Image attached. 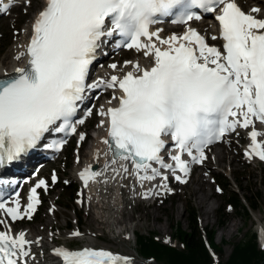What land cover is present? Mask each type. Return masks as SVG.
<instances>
[{"label":"snow or ice","instance_id":"1","mask_svg":"<svg viewBox=\"0 0 264 264\" xmlns=\"http://www.w3.org/2000/svg\"><path fill=\"white\" fill-rule=\"evenodd\" d=\"M0 5V12H6L12 2L0 0ZM204 13H216L223 52L209 46L189 24ZM165 18L188 27L182 35L164 38L162 29L152 26ZM113 40L117 48L150 57L149 66L113 63L109 65L113 72L131 68L122 76L88 83L98 51ZM26 54L28 67L17 68L15 77L0 79V168L37 149L49 135L76 134V125L85 122L74 119L80 105L90 90L100 87L120 93L112 97L117 106L98 113L105 118L99 126L108 125L110 139L103 143L115 158L131 162L141 186L158 177L166 182L168 176L161 169L187 183L190 167L183 156L191 163H203L205 149L238 128H253L252 146L245 155L264 161V143L258 142L261 134L254 130L256 121L264 125V19L245 14L233 0H46L34 21ZM79 139L83 141L84 135ZM65 143L53 139L44 147L59 151ZM170 150L176 153L169 157L174 164L166 163L162 155ZM100 175L89 167L80 178L87 187ZM52 181L56 182L55 174ZM47 187L40 180L31 189L23 212L18 199L10 207L0 198V211L13 222L31 219L40 203L37 189ZM160 187L167 190V183ZM151 195V191L143 194L145 199ZM6 228L0 231V264H28V258L34 259L31 245L39 240L26 239L24 232L13 236L10 226ZM259 238L264 243V231ZM53 255L62 264H131L128 257L92 248H56Z\"/></svg>","mask_w":264,"mask_h":264},{"label":"rangeland","instance_id":"2","mask_svg":"<svg viewBox=\"0 0 264 264\" xmlns=\"http://www.w3.org/2000/svg\"><path fill=\"white\" fill-rule=\"evenodd\" d=\"M41 6V0H21V5L16 6L9 15L1 16L0 56L6 55L11 47L25 35L24 29L27 30L32 17ZM195 26L199 28L198 25ZM207 33H210L209 27L207 28ZM24 40L25 39L22 41ZM141 55L142 54L139 53V58H141ZM131 56L132 53H129L119 60H116L117 55H110L104 59L102 63V65H104V73H108L112 70L109 67L112 63L119 64L123 61H128ZM142 59L144 58L142 57ZM98 123L99 117L95 111L92 118L88 120L76 139H71L64 152L58 157V160L49 164V166L42 171L41 177L47 182V186L50 185V187H56V189L51 193L46 192L45 189L39 190L41 206L34 214L32 220H26L25 218L16 223V231H37L41 234L40 238L42 240L51 234L56 241L57 238L64 239L59 241L60 244L58 247L71 251L78 250L83 246L76 241L78 237L72 238L71 234L68 237L67 234H69V232L79 231L80 233H95L99 237L94 241V249L104 248L111 252H115L119 256H129L133 264H153L151 261H145L139 257L137 244H135L136 235L144 234L148 236L154 233V237L159 243L179 249L180 246L172 235L173 229H171V226L180 222L184 229L187 228L185 222V215L187 214L185 209L186 206L191 204L192 207H194L197 211L200 226L207 229L215 227L219 218V211L220 209L221 211L224 209L222 213L226 217V220L223 227H221L214 236L215 244L221 246L220 244L222 243L223 248L221 254H214L212 256L213 262L219 264L224 263L229 256L231 252V243L248 237L251 232L258 233V221H261L264 225V163H249L245 160L241 146L246 142L247 134L242 132L237 137L234 135L232 138L225 140L221 145L215 146L207 151V158L194 170L186 184H176L172 187L175 194L171 190L168 193H160L154 203L153 197L144 199L143 196L140 195V192L128 193L127 188H129V182L125 181L124 197H128L125 209L127 215H131L132 218L130 222L123 225L122 229L114 231L116 235L115 239L108 225H100V223L111 214V220L124 219V216L121 215L120 211L110 214L106 209L104 214H101L104 215V219H100L99 216L97 217L96 213L91 212L90 217L92 218V222L89 223L88 221L90 218H87L89 201L85 202V195L80 198L79 194L83 192H79V186L76 184L77 172L79 171L78 163L79 159H81L80 151L82 152L91 145L92 137H95L94 130L97 128ZM80 134L87 136V139L79 147L78 141H80ZM261 138L264 142V135L261 134ZM72 144L75 145L72 146ZM94 144L96 145V143ZM71 146L73 147L72 154L69 152ZM221 150L225 153L226 157L220 165H217L211 154L212 151L217 152ZM53 174L58 177L59 183L70 186L63 190L61 187L53 185L55 184L51 182ZM233 174L237 175L239 180H241V186L245 193H241L236 189L235 191L238 195L241 196L243 194L246 197L254 199L258 207L257 210L250 211V219H247L242 211L237 210V212L236 210H231L228 212L227 209L224 208L226 195L229 194L231 188L233 189L235 185ZM197 176H201L206 181L204 192L212 196L206 201L210 205L208 209L211 210L207 217L204 213L206 211L205 207L201 208L197 202L199 192H193L194 189H197V186L193 182ZM214 177L218 179L225 177L230 187L216 181ZM216 183L220 186L222 185L225 191H222V193L219 192L215 187ZM74 186L77 188L76 194L74 197H70L69 192L74 189ZM141 188L146 189L147 186H142ZM86 194L89 195V200L93 197L91 189H88ZM66 196H68V200H65ZM106 196L107 200L110 201L111 198L109 197L111 193H108ZM206 205L205 203V206ZM104 208H106V206H104ZM151 210L159 216L157 221L153 219L152 214L149 212ZM138 217H140V219H138ZM78 218H80V223ZM49 224L52 225L51 232L48 230ZM230 224H232L233 227L231 232L228 233L226 231V226ZM44 231H46V235L42 234ZM121 232L122 234L119 235ZM223 241L226 243L223 244ZM40 259H42V261H47L49 257L47 254L41 253Z\"/></svg>","mask_w":264,"mask_h":264},{"label":"bare ground","instance_id":"3","mask_svg":"<svg viewBox=\"0 0 264 264\" xmlns=\"http://www.w3.org/2000/svg\"><path fill=\"white\" fill-rule=\"evenodd\" d=\"M19 1V0H18ZM239 2V4L244 8V10L251 15H255L258 19H264V4H262L259 0H237ZM44 8V5L40 7L39 10H37L35 12V15L32 17L27 30L24 29V33L26 35H23L22 38L17 41L12 47L11 49L7 52L6 55H1L0 57V77H8L11 76L12 74L16 73V69L17 68H25L27 61H28V57L26 54V49L30 43V39L32 36V31H31V27L34 24L35 19L38 16V13ZM253 8H259L260 12L259 13H252V9ZM197 25L199 26V32L201 33H207V26L205 24H201V23H197ZM172 31H170L169 33H171ZM160 35H162L160 33ZM163 37V36H162ZM23 39H25L24 41H22ZM209 44H215V42L212 41H208ZM139 52H137L135 49L132 52V56H131V60L132 62H139L142 66H144V64L142 63L144 60L142 59L143 54L141 55V58H139ZM17 57H21L20 59H17ZM149 60H151V58H147ZM125 61L117 64L118 67L124 65ZM113 64V63H112ZM131 68V65H129V67L127 69H124L123 71H116L113 72V70H111L108 73H104L103 70H100V72L98 74H94L93 77L91 78V83L97 82V81H107L110 79V77L112 76V74L115 75H122L123 72L129 70ZM99 109H100V105H98ZM102 119V118H101ZM98 123V127L94 130L96 132V136L92 137V143L89 147H87L85 150H83L82 152L80 151V157L81 159H79V172L81 171V168L83 167L82 171L85 168H91L94 171H98L101 173V175L99 177L96 178L95 181H92L89 185L88 188H90L92 190L93 193V197L90 198L89 200V195L86 194L85 197V202L89 201V210H88V214H87V218H90V220L88 221L89 223L92 222V218L90 217V213L94 212L97 214V217L99 216L100 219H104V214L105 210L107 209L109 212L108 213H113V212H121V215L124 216V219L120 218V219H115V220H111L112 218V214L105 218L104 220L101 221L100 225H108V227L111 230V233L114 235V238L116 239V235L114 234L115 230L118 229H122L123 225H125L127 222L131 221L132 216L131 215H127L126 209H125V205H126V200L128 197H124V193H125V187H124V182L128 181L129 182V188H127L128 193H138L140 192V195L143 196V194L145 192L151 191L153 193V195L155 193H162L164 191H166L165 189L161 188L160 185L163 183H166L162 180L160 181H156V182H152L147 184V188L146 189H142L141 188V184L140 182H138V180H136L137 176L135 175V170L128 165V163L126 161H122V160H116V163H113V159L110 157V151L109 148L107 147L106 144L103 143V140H105L107 138V134L108 131L107 129L105 131H102V129L104 127H100L99 125L101 124V120ZM105 126V125H104ZM261 134L264 135V129L261 131ZM260 139L262 140V138L260 137ZM248 140V138H247ZM96 143V145L94 144ZM264 143V142H263ZM215 160V163L217 165H220L221 162L224 161L226 155L225 153L221 150V151H212L211 154ZM245 159L248 160L247 156H245ZM124 167H127L129 169V171L127 173H125L123 171ZM79 178V173L77 174V179ZM193 182L195 183V185L197 186V189H194L193 192L197 193L199 192V195L197 197V202L198 205L203 208L205 207L206 211L205 216H208L209 210L208 208L210 207V205L206 202L208 199H210V197H212L210 194L205 193V187H206V181L201 177V176H197ZM144 183V182H143ZM84 192V191H83ZM111 193V196L109 198H111V200H107V194ZM153 195H151L150 197H153ZM40 198V197H39ZM144 198V196H143ZM145 199V198H144ZM205 203L207 204L205 206ZM104 206H106V208H104ZM14 207V206H12ZM207 207V208H206ZM154 220H158L159 216L155 213H153V211H149ZM128 216V217H127ZM0 219L3 221H7L9 223V225L12 227V229L14 230L13 233L15 232V225L16 222H13L11 220L10 217L6 216L5 213H2L0 215ZM138 219H140V217H138ZM259 222V228L258 231L259 233L261 231H264V225L262 224L261 221ZM233 225H227L226 226V231L228 233L231 232ZM48 230L49 232L52 231V225L49 224L48 225ZM0 231H4L3 229H0ZM17 232H24L23 230L21 231H17ZM26 234V239L30 240V241H37L39 240V244L33 243L31 245V252L32 254H34V259L33 263L34 264H59L58 258L56 256L53 255V251L56 248H61L58 247L59 246V241L64 240V239H60L57 238V241L55 240V238L53 236H47L45 237L43 240L40 238L41 234L37 231L34 232H24ZM73 233V232H69V234H67V236L69 237V235ZM42 234L46 235V231H44ZM82 235L79 236L78 238H76V241L81 243L83 247L82 248H92L94 249V241L95 239H97L99 236H97L95 233L94 234H90V233H81ZM66 239V238H65ZM111 252V251H109ZM41 253H45L48 255L49 259L47 261H42V259H40V254ZM112 253V252H111ZM123 256V255H122ZM37 258V260H36ZM128 258L131 260V258L128 256Z\"/></svg>","mask_w":264,"mask_h":264},{"label":"trees","instance_id":"4","mask_svg":"<svg viewBox=\"0 0 264 264\" xmlns=\"http://www.w3.org/2000/svg\"><path fill=\"white\" fill-rule=\"evenodd\" d=\"M72 148L70 149V154L72 153ZM216 181L224 183L230 187V184L225 179L221 177ZM233 180L235 182L236 188L244 193L241 180L238 176L233 174ZM65 188L62 183L59 184ZM221 189L224 192V188L221 185ZM74 189L70 190V197H73ZM227 193V192H225ZM245 194V193H244ZM66 196L65 200H68ZM243 199V200H242ZM225 209L229 206L232 210L242 211L247 219H250V211L257 210V205L254 199L246 197L242 194L240 197L234 188L226 195L225 199ZM187 214L185 215V222L187 228L184 229L182 223L177 222L175 225L171 226L173 229L174 240L179 244L180 248L175 249L174 247L165 246L157 241L154 237V233L148 236L144 234L136 235L135 244H137L139 256L147 261H153L156 264H212V258L207 248V245L212 250L213 254H221L223 248L215 244L214 236L216 232L223 227L226 217L222 213L224 209H220L219 218L217 224L214 228H204L203 231L200 229L197 220V211L192 207L191 204L185 207ZM237 211V212H238ZM80 223V218L78 219ZM207 243V244H206ZM226 242L223 241V244ZM231 252L224 263L220 264H264V251L258 247L256 235L254 232L243 239L238 240L230 244Z\"/></svg>","mask_w":264,"mask_h":264}]
</instances>
